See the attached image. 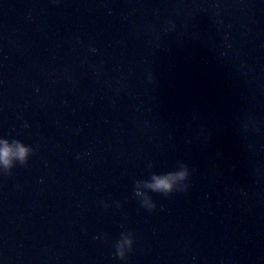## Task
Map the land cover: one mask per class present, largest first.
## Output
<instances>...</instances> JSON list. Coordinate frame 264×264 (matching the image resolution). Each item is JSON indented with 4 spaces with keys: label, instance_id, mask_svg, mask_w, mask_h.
I'll list each match as a JSON object with an SVG mask.
<instances>
[{
    "label": "water",
    "instance_id": "95a60500",
    "mask_svg": "<svg viewBox=\"0 0 264 264\" xmlns=\"http://www.w3.org/2000/svg\"><path fill=\"white\" fill-rule=\"evenodd\" d=\"M0 137V264H264V0H0Z\"/></svg>",
    "mask_w": 264,
    "mask_h": 264
},
{
    "label": "clouds",
    "instance_id": "9594fccd",
    "mask_svg": "<svg viewBox=\"0 0 264 264\" xmlns=\"http://www.w3.org/2000/svg\"><path fill=\"white\" fill-rule=\"evenodd\" d=\"M27 126V125H25ZM36 151L31 145H26L19 139L9 140L0 137V172L12 175L13 167L19 163L21 166L28 164V158ZM151 167V165H149ZM190 167L186 162L179 161L178 167L167 172H151L148 179H137L134 186V196L139 198L141 206L149 211L156 208L150 192L168 196L173 192L186 193L190 187ZM119 206V202H117ZM107 206V205H105ZM134 235L131 231H123L115 243L114 255L120 260H126L127 254L133 251Z\"/></svg>",
    "mask_w": 264,
    "mask_h": 264
}]
</instances>
